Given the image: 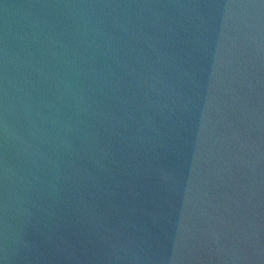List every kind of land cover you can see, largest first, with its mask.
Returning a JSON list of instances; mask_svg holds the SVG:
<instances>
[{
    "label": "water",
    "instance_id": "1",
    "mask_svg": "<svg viewBox=\"0 0 264 264\" xmlns=\"http://www.w3.org/2000/svg\"><path fill=\"white\" fill-rule=\"evenodd\" d=\"M0 264H264V0H0Z\"/></svg>",
    "mask_w": 264,
    "mask_h": 264
}]
</instances>
